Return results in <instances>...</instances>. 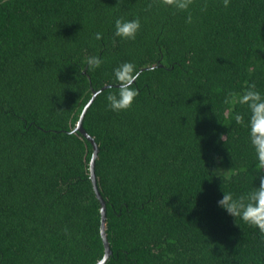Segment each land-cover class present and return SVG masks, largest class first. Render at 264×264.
<instances>
[{"label":"trees","instance_id":"16d2710c","mask_svg":"<svg viewBox=\"0 0 264 264\" xmlns=\"http://www.w3.org/2000/svg\"><path fill=\"white\" fill-rule=\"evenodd\" d=\"M190 11L186 23L156 0H0V264L103 257L93 146L74 128L105 85L83 118L105 264H264L258 229L216 206L222 190L252 186L247 130L223 99L249 82L264 91V0ZM116 17L140 19L135 40L113 35ZM93 54L104 63L88 71ZM125 61L139 95L113 112L110 77ZM235 111L246 123V106Z\"/></svg>","mask_w":264,"mask_h":264},{"label":"clouds","instance_id":"9594fccd","mask_svg":"<svg viewBox=\"0 0 264 264\" xmlns=\"http://www.w3.org/2000/svg\"><path fill=\"white\" fill-rule=\"evenodd\" d=\"M230 0H223L227 8ZM195 0H156L157 7L171 8L175 11L186 12V23L193 21L190 9ZM206 3L201 6V11L206 10ZM141 28V21L137 18L126 19L116 17L113 23V35L122 40H135ZM101 33L96 32L94 38L101 39ZM104 59L99 55L86 57V70L94 71L101 67ZM140 73L131 61H125L112 69L110 79L116 84V90L110 91L106 96L107 108L113 112L126 111L133 106L134 99L139 95L134 83L139 79ZM223 103L230 106L228 119L236 124L243 125L247 130V139L253 153L254 173L251 178V187L240 194L232 191H223L222 196L216 201V206L232 218L239 219L244 224L258 229L264 238V91L257 88L254 82H249L239 93L229 91ZM237 105L246 106L248 120L245 123V114L235 111ZM217 170V169H216ZM215 171V170H214ZM230 179V178H229ZM258 180V184L254 181Z\"/></svg>","mask_w":264,"mask_h":264},{"label":"water","instance_id":"95a60500","mask_svg":"<svg viewBox=\"0 0 264 264\" xmlns=\"http://www.w3.org/2000/svg\"><path fill=\"white\" fill-rule=\"evenodd\" d=\"M105 88H107V85L103 86L101 89H99L97 91H93L91 99L88 101V103L83 108L82 113H81V115H80V117L76 123V126L74 128L75 131H79L80 133H82L91 142V144L93 146V153H92V156L90 159V178L92 181V185H93V189L95 191L96 197L98 198V200L100 202V213H101L100 234H101L102 242L104 245V255L96 264H105L107 262V260L109 259V256L111 255L112 250L110 248V245H109V242L107 239V235H106V202L102 198V196L98 190L97 179H96V175L94 172L95 160H96V157L98 154V145L95 142L94 138L90 134H88V132L84 129L83 118H84L85 112L87 110V107L91 104V102L94 100V98L97 96V94Z\"/></svg>","mask_w":264,"mask_h":264}]
</instances>
